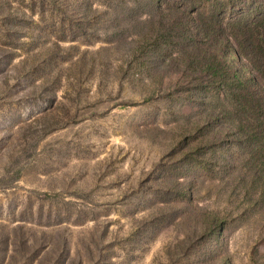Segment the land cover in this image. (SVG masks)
<instances>
[{
    "label": "rangeland",
    "instance_id": "374dc122",
    "mask_svg": "<svg viewBox=\"0 0 264 264\" xmlns=\"http://www.w3.org/2000/svg\"><path fill=\"white\" fill-rule=\"evenodd\" d=\"M205 1L0 0V264H264L248 155L196 152L217 132L196 133L221 105L193 77L214 44L176 6Z\"/></svg>",
    "mask_w": 264,
    "mask_h": 264
},
{
    "label": "trees",
    "instance_id": "16d2710c",
    "mask_svg": "<svg viewBox=\"0 0 264 264\" xmlns=\"http://www.w3.org/2000/svg\"><path fill=\"white\" fill-rule=\"evenodd\" d=\"M189 6H176L187 17L179 22L183 37L193 40L196 46L214 44L193 77L216 91L221 105L217 113L211 109L195 123L197 134L211 128L217 132L212 141L194 148L197 154H203V148L210 145L224 156L229 150L222 148L240 147L248 156L237 158L248 160L246 164L264 187V11L247 16L244 0H206L199 7ZM157 8L163 11L168 7L159 2ZM148 37L147 33L139 37V48L156 45V40ZM208 103H212V97ZM220 116L226 118L227 125L221 123ZM195 160L197 166L206 168L203 155ZM211 225L213 229L222 227L216 218Z\"/></svg>",
    "mask_w": 264,
    "mask_h": 264
}]
</instances>
